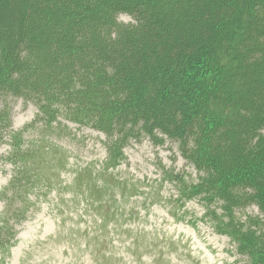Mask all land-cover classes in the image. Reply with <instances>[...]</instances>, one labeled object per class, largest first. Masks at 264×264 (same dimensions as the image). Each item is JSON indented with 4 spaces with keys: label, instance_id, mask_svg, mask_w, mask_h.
<instances>
[{
    "label": "rangeland",
    "instance_id": "obj_1",
    "mask_svg": "<svg viewBox=\"0 0 264 264\" xmlns=\"http://www.w3.org/2000/svg\"><path fill=\"white\" fill-rule=\"evenodd\" d=\"M37 1L42 9L31 14L28 0H0L4 28L20 25L17 29H24L28 14L32 15V24L38 25L37 21L46 16L44 6H49L44 2L49 0ZM111 1L126 2L90 0L83 5L71 1L61 6L71 10L76 5L74 18L91 16L104 23L109 20L104 8ZM219 1L222 6L218 15L223 21L225 14H234L239 1L215 0L218 6ZM157 2V6L147 7L138 15L146 17L143 26L152 28L147 31L135 27L139 30L135 37L149 34L153 58L162 49L164 54L166 47H178L186 37L187 41L188 34L203 27L212 29L217 20L212 14L219 9L216 5L183 8L182 17L181 12L176 16L160 11L167 0ZM182 19L186 21L183 26ZM116 20L124 25L123 29L141 25L127 12L117 13ZM246 23L240 19L237 27ZM223 26L227 33L235 28L232 20ZM157 30L164 36L172 34L158 44L150 33ZM249 31L248 40L258 41L260 36L253 35L252 26ZM118 42L117 48H108L110 53L104 60L122 59L123 52L128 56L132 51L134 45L126 48L125 40ZM93 47V55L104 58L99 45L93 43ZM123 47L126 49L121 51ZM90 58L92 62L94 57ZM55 62L56 70L50 74L56 77L52 81H61L57 76L72 62L65 59L63 66L57 59ZM223 94L235 97L226 91ZM249 95V90L242 94ZM33 101L29 95H7L0 101V109L4 108L9 119L0 139V264H254L248 252L237 249L235 238L222 231V201L210 193L197 192L202 172L181 155L176 142L165 138L162 144L154 145L150 136L140 131L139 136L131 135L119 151L110 152V138L92 128L86 119L74 122L58 115L50 124L40 116L36 120L38 110ZM257 104L258 99H254L247 102V107ZM229 108L221 104L216 112L220 116L228 112L230 126L241 115ZM180 112L182 109L174 111L169 121L181 122ZM108 118L104 116V120ZM231 129L234 132L235 126ZM239 215L242 221L258 216L260 222L251 228L264 240V214L258 206L251 203Z\"/></svg>",
    "mask_w": 264,
    "mask_h": 264
},
{
    "label": "trees",
    "instance_id": "obj_2",
    "mask_svg": "<svg viewBox=\"0 0 264 264\" xmlns=\"http://www.w3.org/2000/svg\"><path fill=\"white\" fill-rule=\"evenodd\" d=\"M71 1L86 5L90 0L46 1L49 6H44V19L33 25L28 14L25 28L20 30V25L4 28L0 21V101L7 95L32 96L38 110L36 120L40 116L49 124L58 115L74 122L86 119L110 138V152L119 151L131 135L141 132L148 134L154 145L165 138L176 142L181 155L202 172L197 192L222 201V231L235 238L237 249L248 252L254 264H264V240L251 228L260 222L259 217L249 216L245 221L238 217L251 203L264 214V0H238L234 14H225V21L218 15L222 1L218 6L215 0H167L160 11L176 16L186 7L216 5L219 9L212 14L217 20L210 24L212 29L203 27L188 34V40L186 37L178 47L172 41L174 47L164 48V54L162 49L156 58L149 34L135 37L139 31L135 27L152 28L143 26L146 17L138 15L157 6V0L111 1L104 8L109 17L104 23L91 16L74 18L76 5L71 10L62 7ZM38 2L28 0L31 14L41 11ZM119 12L131 13L141 25L123 29L116 20ZM192 15L188 17L193 19ZM240 19L248 23L237 27ZM231 20L236 30L227 33L223 25ZM181 21L182 26L186 24L185 19ZM77 22L81 25H75ZM251 26L253 35L260 36L258 41L248 40ZM150 33L158 44L172 34ZM203 34L206 36L201 37ZM119 39L126 41V48L134 45L132 51L128 56L123 52L122 59L104 60L108 48L120 46ZM238 41L242 43L238 45ZM93 43L99 45L104 58L93 55ZM240 52L245 57L240 58ZM88 55L94 57L92 62ZM56 59L59 66L65 59L72 62L57 76L61 81H52L56 75L50 74L56 70ZM248 90L252 95L242 96ZM224 91L235 97L227 95V99ZM254 99L258 104L249 109L247 102ZM221 104L241 115L232 121L234 132L229 130L230 114L216 112ZM181 109L182 121H169V116ZM105 115H109L106 120ZM8 126V114L0 109V139Z\"/></svg>",
    "mask_w": 264,
    "mask_h": 264
}]
</instances>
